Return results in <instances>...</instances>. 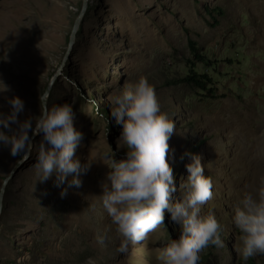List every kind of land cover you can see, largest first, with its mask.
Returning <instances> with one entry per match:
<instances>
[{"label":"rangeland","instance_id":"1","mask_svg":"<svg viewBox=\"0 0 264 264\" xmlns=\"http://www.w3.org/2000/svg\"><path fill=\"white\" fill-rule=\"evenodd\" d=\"M82 2L0 0V79L10 87L0 94V111H8L5 97L16 95L24 101L18 119L38 115L54 77L46 103L71 104L73 125L83 133L75 157L81 166L95 160L79 188H67L68 178L55 186L54 174L41 182L32 168L39 143L33 137L29 157L4 187L0 264H160L155 257L180 231L167 214L145 240L118 253L119 238L99 205L110 170L100 156L119 159L126 150L108 117L110 97L141 74L175 123L168 141L175 183L187 175L181 154H198L213 182L202 213L211 208L224 231V247L214 254L219 264H238L233 206L264 175V0H86L54 76ZM189 41L211 65L194 58ZM191 69L210 77L205 90L182 80ZM24 153L0 148V186ZM100 228L108 229L105 248L94 240Z\"/></svg>","mask_w":264,"mask_h":264},{"label":"clouds","instance_id":"2","mask_svg":"<svg viewBox=\"0 0 264 264\" xmlns=\"http://www.w3.org/2000/svg\"><path fill=\"white\" fill-rule=\"evenodd\" d=\"M8 91L10 87L0 79V94ZM43 99L45 103L38 115L18 119V114L24 112V101L16 95L5 97L8 111H0V148H6L14 157L30 153L31 137L39 136L38 153L32 164L37 180L46 181L54 174L55 186L65 184L68 178L67 188H79V176L95 160L81 166L75 157L83 133L73 125L71 104L49 106L47 93ZM110 105L108 117L114 127L119 126L117 139L126 150L119 159H113L109 152L100 156L110 161V170L99 185V205L119 238L116 251L126 253L129 245L145 240L164 223L166 214L180 231L178 238L155 257L160 264H198L200 253L209 246L224 247L222 225L215 212L210 208L202 213L203 206L213 198V182L205 174L206 166L198 154H181L179 159L188 158L184 165L187 175L178 186L175 183L168 144L175 123L161 110L154 84L141 74L117 90L110 97ZM67 188L61 189V198ZM2 196L0 186V199ZM231 220L240 233L241 260L246 262L264 254V175L258 178L254 192H244L233 206ZM94 240L98 247H107L108 229H98Z\"/></svg>","mask_w":264,"mask_h":264},{"label":"trees","instance_id":"3","mask_svg":"<svg viewBox=\"0 0 264 264\" xmlns=\"http://www.w3.org/2000/svg\"><path fill=\"white\" fill-rule=\"evenodd\" d=\"M189 47L192 50V53L194 55V58L201 62L204 65H211L209 61L205 60V57L201 55L193 41H189ZM191 74H187L182 80L187 81L190 83H193L195 86L199 87L202 90H205V82L209 83L211 82L210 77L206 73H199L195 71L194 69H191ZM219 221V220H218ZM224 231H221L223 233ZM221 238L224 241V238L221 234ZM214 249H216L213 246H209L206 250V252H201L200 253V259H201V264H219L218 256L214 254ZM219 262V263H218ZM238 264H264L263 256L259 255L258 257H252L248 261H242L241 258L239 257Z\"/></svg>","mask_w":264,"mask_h":264},{"label":"water","instance_id":"4","mask_svg":"<svg viewBox=\"0 0 264 264\" xmlns=\"http://www.w3.org/2000/svg\"><path fill=\"white\" fill-rule=\"evenodd\" d=\"M85 7H86V0H83L82 6H81V8L79 10V13L77 14L74 22H73V25H72V28H71V31H70V34H69L67 49H66V51L64 53V56H63V58H62V60H61V62L59 64V67L57 68V71L54 73V76L57 75V73L59 72L61 66L64 65V62H65L66 58L68 57V55L70 53V50H71V47H72V44H73V41H74L75 32H76L77 26L79 24V21H80L82 15L84 13ZM53 79H54V77L51 78L50 82L48 83V85L46 86V88L44 90L43 96L41 97L42 103H44L43 97H44L45 93H48V91L50 89V86L52 85ZM31 140H32V143H33V137H31ZM32 143H31V148H32ZM29 155H30L29 152H25L23 154L22 158L19 159L18 161H16L13 164V166L9 170V173L5 176V178L2 181V185L1 186L3 187V192H4V187L7 184V182L14 176L16 170L19 168V166L22 163L25 162V160L29 157ZM1 209H2V199H0V212H1Z\"/></svg>","mask_w":264,"mask_h":264}]
</instances>
